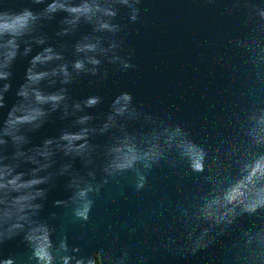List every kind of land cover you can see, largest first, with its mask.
<instances>
[{
	"label": "water",
	"instance_id": "water-1",
	"mask_svg": "<svg viewBox=\"0 0 264 264\" xmlns=\"http://www.w3.org/2000/svg\"><path fill=\"white\" fill-rule=\"evenodd\" d=\"M59 2L87 10L53 13V0H0V11L38 14L3 68L11 75L0 80V174L4 183L17 175L18 183L46 181L34 200L22 198L35 188L0 189V264H38L27 237L39 226L50 232L55 264L66 256L71 264H264V208L244 211L236 193L233 213L217 222L228 210L224 195L264 160V0ZM49 47L61 58L35 70L67 65L69 82L50 74L35 86L45 94L64 90L67 99L56 110L46 105L36 123H12L9 113L33 106L17 93L31 91L32 57ZM78 60L83 71L74 67ZM123 93L130 103H116ZM93 96L100 103L83 107ZM85 115L91 119L78 123ZM85 128L86 142L60 139ZM201 151L199 172L192 164ZM81 190H88L83 199ZM248 191L245 203L259 198ZM88 200V218L78 217Z\"/></svg>",
	"mask_w": 264,
	"mask_h": 264
},
{
	"label": "clouds",
	"instance_id": "clouds-1",
	"mask_svg": "<svg viewBox=\"0 0 264 264\" xmlns=\"http://www.w3.org/2000/svg\"><path fill=\"white\" fill-rule=\"evenodd\" d=\"M36 3H39L40 0H35ZM127 2V0H125ZM140 0H135L136 4H139ZM49 12H57L60 10H66L71 13H82L86 9L85 7H70L66 8L64 4L60 3L59 0H53V3L48 6L47 9ZM133 14L131 15L130 19L132 21H136L138 19L139 9L133 8ZM259 16L264 17V9L259 11ZM115 15V13H113ZM38 19V14L33 11L31 7H25L20 9L19 11H0V49L4 50L3 55L6 58L7 63L4 65H0V80H7L11 75L10 72L4 71L3 68L7 67L10 62L15 59V57L19 54V38L25 35V31L28 27L31 26L32 22ZM105 27H108L105 25ZM43 43V41H40ZM83 48H78V51H83ZM94 50V49H93ZM28 49L25 52L27 55ZM61 57L57 54H54V51L51 47L44 49V51L37 53L35 56L32 57L31 64L33 67L29 68L27 79L30 82L29 87H31V91L28 88H23L17 95L24 97V98H31L33 101V106L30 107L27 111H20V109H14L11 113H9L10 117H12V123H19V124H33L45 117L48 114V108L46 105H51L52 110H56L59 106L67 99L65 95V91L61 90L54 93L45 94L41 89L36 87L35 85L39 84V82L43 81L47 78L50 74L51 75H60L61 73L65 77L63 83H68L69 80L67 79L70 76L68 71L67 65L61 67L60 71H52L51 73L48 70L36 71V66L40 64H47L53 59H60ZM91 63L95 65H99L100 61L91 60ZM124 68H133L134 65L125 62ZM74 67L77 70L83 71L85 69V62L83 60H78L74 63ZM11 88V85L8 84L5 86L4 91H8ZM123 100L127 103H130L132 100V96L128 93H123L121 97H118L116 103H120ZM100 103V97L93 96L89 97L83 107H95L97 104ZM4 106V95L0 92V107ZM75 107L77 109L82 110L81 104H76ZM17 112H20V115H17ZM90 116H82L79 118L78 123L84 124L88 120H90ZM87 132L88 129H82L80 132H65L61 135L60 139L63 141H67L69 145H73L75 141H87ZM0 143H4L3 140H0ZM47 144H51L52 141H47ZM86 146L85 144L79 145V148H83ZM79 148H75L74 150H79ZM45 155H47L45 153ZM135 159V158H133ZM204 160L205 154L201 151L198 154V157L195 159L192 167L195 171L202 172L204 171ZM131 166V161L127 163H119L115 165V167L123 170ZM36 171H39L37 169ZM21 176L17 175L15 178L8 180L7 183H4V175L0 174V189H4L11 185L14 189L20 188H35V194L33 196H25L22 199L27 200H34L36 197L43 194V189L37 187L45 183V178L40 176H34V178L24 182L18 183L20 181ZM138 187H143V177L141 178V183ZM255 188L257 190L258 199L253 200L252 202L245 203V199L250 194L249 189ZM244 189L245 191H241ZM90 190V189H89ZM88 190H81L78 193V197L83 199L86 197ZM236 193H240V195L244 198L239 200V204L243 206V210L248 213H255L259 208H264V160H259L253 165L250 166V171L246 178L242 179L238 182L236 186L230 188L228 193H226L223 197L224 205L228 208V210L223 214L220 215L217 219V222H223L227 219V217L233 213V208L228 207L229 205H234L237 203V196ZM220 198H218L214 203H219ZM92 206V202L90 200L86 201L82 207L78 208L76 211V215L83 219L88 218V214L90 212ZM31 208H37L38 205L32 204L30 205ZM209 208L211 205L208 206ZM205 215H210V213L205 212ZM23 219V217H22ZM23 225L16 224L14 225L15 228H21ZM34 245V255L38 260V264H55V256L52 251L53 243L51 241L50 232L46 226H39L35 227L31 233L27 237ZM62 247L67 249L66 241L62 244ZM99 254H97V259H99ZM71 257L66 256L63 260V264H71ZM78 264H83V261H79ZM89 264H95L94 261H90Z\"/></svg>",
	"mask_w": 264,
	"mask_h": 264
}]
</instances>
